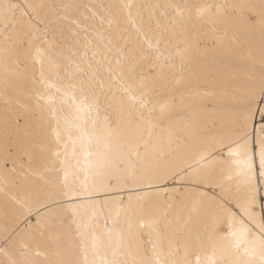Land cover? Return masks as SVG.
<instances>
[{
  "label": "snow or ice",
  "instance_id": "6c2138e0",
  "mask_svg": "<svg viewBox=\"0 0 264 264\" xmlns=\"http://www.w3.org/2000/svg\"><path fill=\"white\" fill-rule=\"evenodd\" d=\"M0 264H264V0H0Z\"/></svg>",
  "mask_w": 264,
  "mask_h": 264
}]
</instances>
